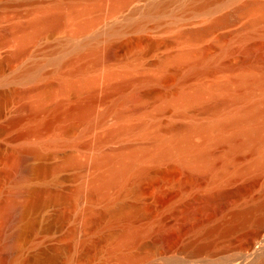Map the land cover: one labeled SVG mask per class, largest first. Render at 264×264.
<instances>
[{"label": "rangeland", "instance_id": "obj_1", "mask_svg": "<svg viewBox=\"0 0 264 264\" xmlns=\"http://www.w3.org/2000/svg\"><path fill=\"white\" fill-rule=\"evenodd\" d=\"M131 1L129 2L131 3L129 6V3L126 5L128 6L126 9L123 7L121 11L119 9L114 13L112 11L113 8H111L113 0H0V260L4 261H0L2 264H112L113 261H110L111 258L108 252L110 250L109 247L115 245L119 240V229L124 223L121 220V225L119 221L118 224L115 222L110 230L107 227V221L99 215L105 205V201L102 200L104 201L103 203L98 199L91 202L94 210L87 220L85 218H78L79 214L77 215V213L90 205V200L84 197L78 198V201L75 199L70 204L57 200H44L39 206L28 208L26 223L24 224L5 219L4 208L6 209V204L8 205L9 202L19 204L25 198L27 200L32 199V196L29 197L27 195L25 197L22 194L23 188L21 186L23 184L18 180L15 169H17L19 164L18 158L20 152L18 151H20L21 146L26 142V138L22 136V132L29 125L31 115L30 111L24 108V106L34 99L42 86L50 84L54 90L55 88L57 89V86L60 87L58 76L79 64H86L89 67L88 72L96 74L101 72L102 67L112 68L116 66L115 63L118 59H128L134 64H132L135 68L132 70L133 77H158L157 79L155 78L156 80L153 78L154 82L148 83V81L143 82V80L141 82V77L138 78V81L137 79L133 80L134 78L129 76V79L133 78L131 81L129 79L124 82L122 81V86L115 89L112 86H108V88L104 80L100 78L95 85L94 99L92 98L91 102L92 105L95 104L94 107L97 110H101L97 111L95 109L96 112H103L105 111V107L107 108L110 104V100L114 101L115 97H119V93L120 95L125 94L126 96L129 94L131 96L132 91L134 93L135 90L143 92L151 88L150 90H156V94L161 95L157 91L161 93L165 86L177 78V69L180 66L174 63L175 66L173 62H170L171 64L168 63L167 66H160L159 61L163 55H174L185 48H200L201 50L197 51L198 55L207 50L204 54L210 51L209 53L213 56L216 51V53H219L217 54V60H219L218 57L220 56L224 59L222 62L225 61L230 64L236 63V60L241 58V47L245 45L244 43L247 44L251 40L258 41L262 38L264 40V0H217L203 8H195L190 5L189 1L191 0H175L171 3L167 0H161L166 5L157 12L147 14L148 16L143 15V18L141 11L138 12L137 10L141 7L145 8L150 0ZM161 1L159 0V2ZM246 2H253L256 6L245 7ZM56 4L61 6L60 8L64 14L62 20L54 28L43 32L34 41L28 43V52L24 56L11 62L3 61V56L13 51L16 47L15 39L19 34L15 28L16 25L28 24L38 10ZM81 7L90 8L91 15L97 19L94 22L95 27H92L93 30L91 28V31H86L75 37L74 34L78 23L72 19L70 12L74 8ZM134 8H137V12H133L135 11ZM222 18L223 20H220ZM194 29L202 31L199 34L193 35L190 31ZM84 42H86V45L82 48V52L89 51L84 56L77 57L75 53ZM165 43H168V48L162 47ZM109 46L113 47V56L102 60L100 57ZM200 56L205 57L207 55ZM27 68L30 70L28 77L20 78L17 76L21 70ZM193 78L188 79L189 83L190 81L196 82V77ZM188 81L187 84H189ZM119 90L121 91L118 93ZM55 91L56 96L46 101V110L40 115L44 120L46 118L47 121H54L57 117V111L54 112L52 109L55 103L62 101L65 102L64 106H70L78 99V95L63 94L64 92L61 93L59 88ZM156 94L154 95L156 96ZM154 97H149L152 99L147 97L144 98L145 100H140L136 103L145 107L143 102H147V99L152 101ZM158 98L156 97L155 99L157 100L154 99V102L152 101L154 106L150 104L151 101L145 103L148 110L151 107L154 109L155 103L160 101ZM124 103L121 107L126 109L129 104L126 103L124 105ZM230 108H233V106L221 107L216 110L207 109L200 105L188 106L185 109V114L180 115L171 111L169 106H165L164 111H161V114L159 113L160 117L158 115L159 119L157 118V120L160 126H164L166 122V124L171 122L183 126L191 121L205 122ZM113 115V113L106 114L104 126L98 125L96 129L95 127L93 128L92 132L85 134L83 133L84 125L81 122L72 123V127L67 131L66 135L68 138H80V145L61 143L47 148L44 156L40 158L25 154L23 158L24 164L61 165L55 172L29 178L25 182L26 186L31 189H39L45 186L54 193H62L68 196L75 189L83 186L85 181L92 175L93 170L90 166H62L64 157L73 156L81 163L88 161V157L96 149L91 145H83V143L91 142L93 136L96 134H103L106 127L108 128L115 122V115ZM16 116H20L21 119L17 122H11V119ZM159 120L163 125L160 124ZM70 123L69 120L63 122L56 121L52 126L44 129L41 136L48 138L54 133L59 134L63 128L62 125H71ZM139 137L130 134L120 138L107 139L102 142L99 150L117 151L122 146L126 148V145L135 147L140 143L150 144L148 138L143 137L142 139ZM218 149L221 150L222 147L219 146ZM172 159L167 160L169 163L165 160L166 163L163 162L165 166L161 164L163 170L160 169L158 173L156 172V175L153 174L152 177L148 176L147 179L141 182V189L143 188L144 194H142V190L136 193L133 189L129 191L128 189L134 186L132 182L111 190V192L116 193V197L117 193H119L118 196H121L122 201L126 199L125 203L129 200L126 204L127 206L130 205L128 208H131L130 210H133V213L128 210L130 212L129 216L123 220L133 226L137 222V226L135 225L137 229L143 228L144 230L145 228L144 231L142 229L138 230L140 236L141 231L147 233L146 229H149L152 224L156 225L153 222L157 221V215L160 216L162 212H165L158 217H165V214H167L168 217H165V219L169 218L170 220L169 215H172L171 221L173 220L174 222L164 232V235L166 234L163 237L165 245H174V243L175 245H178V243L179 245H184L182 244L185 242H183L184 239L188 242L187 237L192 238L187 244L185 243L188 245L192 240L196 239V235L199 237V239L197 237L198 240L202 239L199 242L198 240H195V243H193L194 241L191 242L189 244L191 246L187 248L185 254H180V257H184L196 245H208L201 259H203L202 257L206 258V255L209 258L212 254L225 252L223 254L229 255L237 251V253L242 252L241 254L252 256V264H264V210H252L253 206L260 203L258 201L261 200L262 202L263 200L264 171L246 168L247 164L254 159V155L247 150L241 153L239 158L236 159L237 161L234 162L235 165L231 167L232 172L228 169L229 174L221 182V188L229 190L227 198L224 197L221 200L223 202L226 199L223 202L224 204L222 205V202L219 201L218 203H221V206L218 205V209H216L217 202H214V204L212 201L214 205L212 207L216 211L219 210V212L222 206L223 208H228L224 207L225 204L229 207L238 206L243 209L252 210V212L250 211V214L248 212L245 213L247 217H245L244 221L243 219H240L241 221L238 219L240 222L236 220L237 223L234 221L235 224L233 223L231 226L233 228L226 229L224 227L225 229L222 228V230L219 228L215 232L211 231L213 233H205L202 236L201 234L193 235V232L191 235L188 233V230L185 231L186 228L184 229V227V230H182L180 228V220H182L181 218L185 214L193 213L195 208L203 207L207 200H210L209 198L207 200L203 198L204 200L200 199L197 202L192 201L193 193L195 192L196 194L197 192L192 189L195 188L193 187L194 184L192 181L189 183L191 179L188 180V178L190 176H186L187 173L182 170L179 164H176V159L173 160L175 163H173ZM233 167L237 169L238 173L234 172ZM10 172L12 175H10ZM234 173L237 174L235 175ZM199 174L202 175L204 173L200 172ZM199 174L197 176H200ZM129 184L131 186H127ZM188 184H191V193L189 192L190 189L188 188L190 187H188ZM186 188L188 189L186 190L188 193H184ZM115 193H113L114 197ZM133 194L136 196H132ZM139 194H142L141 196L146 199V212L155 213L156 218L153 217L154 221L152 220L153 218H149L151 213L150 215L146 213L145 218H143L144 215L139 216V214L134 212L136 210L134 204L137 206L139 197H136ZM111 196L113 197V195ZM122 197L126 198L123 199ZM128 202L133 203V207ZM185 202L191 203L186 204ZM209 204H211V201ZM166 206L169 210H166ZM169 207L174 208V210L172 211ZM156 208L157 210L155 211ZM156 212L160 213L157 214ZM64 213H69V217L64 221H60L57 216ZM134 213L138 216H135ZM174 214L175 216H173ZM174 220L177 221L175 222ZM70 229H74L73 235H68ZM255 230L259 231V235L252 239L250 245L244 246L241 248V251H238L236 246L240 247L243 245L236 244L242 241L245 234ZM150 233L151 228L149 229V233H143L140 238L138 236L137 242L139 239L141 240L138 244L137 242L132 244L134 245L131 248L132 253L136 252L139 257H144L139 264H147L153 260L151 251L149 250L150 247H147V242L148 246L153 245V237L152 233ZM177 233H181L184 237L187 235V237H183V239L182 235H177ZM174 235H176L175 239L179 237L178 243L173 238L175 237ZM165 237H168V242L165 240ZM81 239H84L86 243L83 253L75 246L76 242ZM148 240L151 241L149 242ZM10 243H16L17 245H11ZM66 247L69 248L66 250ZM13 253H16V258L13 256ZM175 253L172 252L171 254ZM12 256L15 260L11 263L9 257L12 258ZM48 256H54L55 262L50 260L48 262Z\"/></svg>", "mask_w": 264, "mask_h": 264}, {"label": "bare ground", "instance_id": "obj_2", "mask_svg": "<svg viewBox=\"0 0 264 264\" xmlns=\"http://www.w3.org/2000/svg\"><path fill=\"white\" fill-rule=\"evenodd\" d=\"M130 1L131 0H113L111 5V8H113L112 11L115 13V11L119 9V11H121V8L123 7L126 9V7L131 4L129 3ZM167 1H170L171 3L175 0ZM214 1L217 0H191L189 3L195 8H203L207 7ZM127 4L128 6H126ZM165 5L166 3L164 4L162 1L159 2V0H150L145 8H138L139 10L137 11H141L143 18V15L157 12ZM244 6L249 7L256 5H254L253 2H246ZM60 7L61 6L59 4H56L51 7L42 8L38 10L36 15L32 17L28 24L16 25L15 28L19 33L15 39L16 47L13 51L3 56V61L11 62L21 58L28 52V43L34 41L43 32L54 28L64 16ZM134 9L135 11H131L137 12V8ZM70 15H72V19L78 23L74 34L75 37H78V35L86 31H91V28L93 26L95 27L94 22L97 18L91 15V9L88 7L74 8L71 10ZM220 20H223V18ZM201 31L202 30L194 29L191 30L190 33L194 35L199 34ZM249 36L247 35V37ZM260 40H251L247 44L244 43L245 45L241 47V58L236 60V63L230 64L225 61L222 62L224 59L219 55L218 59L220 61L217 60V54L219 53H216V51V54L214 53L213 56L209 53L210 51H208L209 54L205 53L207 55L205 56L204 52H207V50L203 51V48V52H201L202 54L200 53V55H204L205 57L198 55L197 51H200V48H185L182 49L181 52L174 55H163L159 61L160 66H167L168 63L171 64L173 62V64L175 63L177 66L180 65V68L178 67L177 69V78L167 86L164 85L165 88L162 86L164 90H162L161 93L157 91V93L161 95L156 94V90H150L151 88L143 92L135 90L134 93L132 91L131 96L129 94L126 96L125 94L120 95L119 92L121 90H119V97H115L117 99L114 98V101L110 100V104L107 108L105 107V111L103 112H96L97 108H95V104L92 105L91 102L95 93V85L101 78L104 80L107 87L112 86V88L115 89L122 86V81L124 82L128 80L130 78L129 76L133 77L132 70L135 69L133 66L134 64L128 59H118L115 63L117 67H102L101 72H99L100 74H90L88 72L89 67L86 64H79L65 73H61L58 76L60 87L57 86L59 90H61L60 92H64L63 94L66 93V95H78V99L70 106H64L65 102L62 101L55 103L52 109L54 112L57 111L58 114L54 121H47L46 118L44 120V118L40 117V115L46 110V101L56 96L55 90L58 88H55L54 90L50 84L42 86L34 99L29 104L24 106V108L30 111V122L22 132V136L26 138V142L21 146L20 151H18L20 152L18 158L19 164L17 169L14 168L17 173L16 175H18V180L23 184H21V187L23 188L22 194L25 197L27 195L29 197L32 196V199L30 198L27 200L25 198L23 199V202L19 204L14 202H9L8 205L6 204V209L4 208L5 219L7 218V220L24 224L26 223V212L28 208L32 206H39L44 200H57L70 204L71 202L73 203L75 199L78 201V198L84 197L87 200H90V205L81 209L80 212L78 211L79 213H77V215L79 214L78 218H85L87 220L88 216L94 210L91 202L96 199L101 200L103 203L105 201V205L99 215L107 221V227L111 230L115 222L118 224L119 221V224L121 225V221H124L119 229L120 234L118 235H120V238H118L119 240L117 239L119 243L117 241L115 245L109 247L110 250L108 252L111 258H109L110 261H113L112 264H139L144 257H139L136 252L132 253L131 248L134 246L132 244L137 242L139 236L138 230H143V228H139V226V229H137V222L136 224L133 223V226L123 220L127 219L125 217L129 216L128 214L130 212H128V210L131 211V208H128L130 205L127 206L126 204L129 200L125 203L126 197H122L125 199L123 202L121 196H118L119 193H117L116 197V193L111 192V190L132 182L134 183V186L133 188L130 187L131 189L128 190L130 191L133 189L135 190V193L142 190V194H144L143 188L141 189V182L144 179H147L148 176L152 177L153 174L156 175V172L158 173V171L163 168L162 166H165L166 161L171 158H173L172 161L176 159V164H179V166L182 167V170L187 173V175H185L190 176V178H188V180L191 179L189 180V183L192 181L194 184L193 187L195 188L192 189L197 192L196 194L195 192L193 193V199L191 198L192 201L197 202L198 200L200 201V199L204 200L203 198H205V200L209 198L211 201V204H209L210 201L207 200V205L205 203L203 207H197V209L195 208L193 213L190 212L191 214H185V216L181 218L182 220H180V228H182V230L186 228L185 231L188 230V233L191 235L193 232V235L201 234L202 236L205 233H213L216 229L219 230V228L221 230L224 227L229 229L234 221L236 222V220L237 222L240 219H243L244 221V219H246L245 217H247L245 214L246 212L250 214V211L252 212L254 209L264 210L263 195L262 202L260 200L258 201L260 203L253 206V209L249 208L252 210L243 209L238 206L229 207L225 204L224 207L228 208H223L222 206L220 207V212L219 210L216 211V209H218L217 206H221V203L219 204L218 202L224 199V197H226L229 193V190L227 191L221 188V182L225 180V177L229 174V170L232 172L231 167L235 165L234 162L237 161L236 159L239 158L244 150H247L254 155V159L247 164L246 168H255L264 171V40L263 38ZM85 45L86 42L82 43L78 48L75 53L77 57L84 56L89 51L82 52V48L85 47ZM162 47L168 48L169 45L168 43H165ZM113 52V47L109 46L100 58L103 60L111 57L113 56ZM29 75L30 70L27 68L21 70L17 76L20 78H26ZM140 77L134 76V79L131 78L129 81L132 79L138 80ZM151 77H141L142 79H140V81H148V83L154 82L156 77ZM192 77H196V82L192 81L194 82L192 83L190 81L189 83L188 79H191ZM187 81L190 85L187 84ZM154 94H156V96ZM152 96H155L154 99L159 97L158 99H160V101H157L159 103L155 101L157 104L155 103L154 109L150 106L151 108L149 107L150 109L148 110L145 103H148L149 99H152L149 97ZM147 97L149 98L147 99L148 101L145 103L143 102L145 107L137 105V101L145 100L144 98ZM154 99L152 100L153 102ZM152 101L150 104H153ZM123 103L124 105L126 103L129 104V107L127 106L126 109L122 108L121 106ZM198 105L211 110L229 106H233V108L217 114L205 122L191 121L183 126H179L171 122L168 124H166V122L164 123V126H160L158 123L157 118L159 119L160 117L159 113L164 111L165 106H169L171 111L182 115L185 114V109H187L188 106L191 107ZM152 106H154V104ZM111 112L115 115H113L115 117V122L108 128L106 127L103 131L104 135L96 134L93 136L91 142L83 143V145H91L96 149L94 153L88 157V161L81 163L73 156H66L62 162V166L78 165L91 167L93 173L90 178L85 181L83 186L75 189L69 196L62 193H54L45 186L39 189H31L26 186L25 182L29 178L55 172L61 165L44 166L39 163L24 164L23 158L25 154L31 155L35 158H40L44 156L47 148L57 146L61 143L80 145V138H68L66 135L67 131L72 127V123L81 122V124L84 125L83 133H90L93 131L94 127L96 129L98 125L104 126L105 115L112 114ZM20 119V116H16L11 119V122H17ZM68 120L71 122V125H62L63 128L59 134L54 133L48 138H43L41 136L44 129L52 126L54 122H63ZM160 124L162 123L160 122ZM130 134L140 136L139 138L142 139L143 137H146L150 140V144L140 143L144 145H131L135 147L126 145V148L122 146V149L120 148V150L117 151L99 150V147L104 140L116 137L120 138ZM219 146L222 147L221 150L218 149ZM173 163L175 162L173 161ZM233 170L238 173V171H236L237 169H234V167ZM200 172L204 174L201 175L199 174ZM197 174L200 176H197ZM10 175H12L11 172ZM188 185V187H190L188 188L190 189V192L192 190L191 184ZM127 186L131 185L129 184ZM188 189L186 188L184 193H188L186 192ZM262 189L264 191V188ZM123 190L125 189L123 188ZM125 191L127 192V190ZM113 193H115V197ZM111 195H113V197ZM141 195L139 194V196L136 197H139V202L137 206L134 204L136 210L135 208L133 209L135 210L134 212L139 214V216L144 215L143 218H145L147 213L145 209L146 199ZM132 196L136 195L133 194ZM225 200H223V202ZM212 201L213 203L217 202L215 206L216 209L212 207ZM191 202L185 203L189 204ZM223 202L222 205L224 204ZM131 205V207H133V203ZM167 209L168 207L166 210ZM170 209L172 211L174 210V208ZM156 210L157 208L155 211ZM136 213H134V215L138 216ZM150 213L149 218L155 217V213ZM156 213L158 214L160 212ZM164 213L165 212H162L161 215ZM166 215L167 214H165V217H168V215ZM158 216L159 215H157V218L155 217L157 221L153 222L156 223V225L152 224L153 228L152 226L150 227L153 237V245L148 246L147 242V247H150L149 250L151 251L153 260L149 261L147 264H252V256L241 254L242 252L237 253V251L236 253L229 255L223 254L225 252L216 253L212 254L209 258L206 255V258L202 257L203 259H201V256L203 253L205 254L208 245H196L191 251L184 255V257H180V254H185L187 248L191 246L189 244L193 241V243H195V240H198L199 237L196 235V239L193 238L195 240H192L188 245H186L192 238H188L187 235L184 237L181 233H179L182 235V238L187 237L188 242L183 238V242H185L180 243L184 245H179V237L178 239H175L176 235H174L175 237L173 238L177 240L178 245H175L174 242V245H165L163 237L166 236V234L164 235V232L174 222L173 220L171 221L172 215H169L170 220L169 218L165 219L163 216L159 218L160 216ZM173 216H175V214ZM57 217L60 221H64L69 217V213L58 214ZM152 220L154 221V218ZM177 225L179 226L178 222ZM149 229H146L147 233H149ZM141 232L140 236L143 235V233L147 234L146 232ZM73 234L74 229H70L68 235ZM179 234L177 233V235ZM258 235V230L245 234L242 241L236 244L243 246H236V249L241 251V248L250 245L252 239L256 238ZM167 238L168 237H165V240L168 242ZM200 240H198V242ZM140 241L141 240L139 239L138 242ZM10 244L15 245L16 243ZM85 245V240L81 239L76 242L75 246L83 253ZM67 248L69 247H66L65 249L67 250ZM172 252L176 253L171 254ZM15 254L13 255L14 257L16 256ZM226 254L228 253L226 252ZM13 256L12 258L9 257V261L11 263L16 258H13ZM47 259L48 262L49 260L55 262L54 256H48ZM0 261L3 260L1 259Z\"/></svg>", "mask_w": 264, "mask_h": 264}]
</instances>
